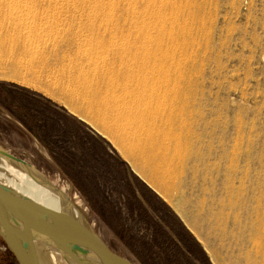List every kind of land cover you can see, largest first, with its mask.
I'll use <instances>...</instances> for the list:
<instances>
[{
  "label": "rangeland",
  "instance_id": "obj_1",
  "mask_svg": "<svg viewBox=\"0 0 264 264\" xmlns=\"http://www.w3.org/2000/svg\"><path fill=\"white\" fill-rule=\"evenodd\" d=\"M190 4L196 39L180 53L177 62L169 65L166 76L177 84L183 123L192 128L196 137L187 140L188 155L173 158L176 168L172 175L163 177L158 184L163 190L169 188L165 196L152 189L145 177L148 175L139 166L132 168L137 164L135 160L105 129H132L142 118L141 111L133 107L134 99L119 94L121 79L107 78V71L117 68L111 55L101 49L93 53L98 62L105 57L108 65L63 63L59 58L72 53L66 48L64 36L71 35L61 31H56V41L36 42L31 56L23 57L19 50L0 49L2 72L25 78L41 88L4 78H0V84L29 91L41 102L46 99L68 113L72 123L79 122L83 129L96 134L121 159L130 188L116 186L117 195L109 202L100 205L98 199L92 198V205L49 162L47 151L19 132V127H6L0 119V142L51 172L56 177L54 190L62 195L64 204L110 248L136 264H202L188 250L187 245L193 251L195 248L185 238L184 229L203 249L209 264H217L211 259V250L218 252V264H234L226 255L228 248L237 255L239 244L251 249L250 258L240 264H264V0H190ZM37 14L35 0H0L2 18L31 21ZM40 35L51 36L46 31ZM15 36L30 40L35 33ZM17 57L21 58L16 62ZM136 133L143 136L144 131L138 129ZM180 162L185 168L182 171ZM72 176L78 181L75 174ZM153 195L163 203L157 204L156 210L146 203V196L152 199ZM226 197L243 203L241 212L245 214L241 219L247 224L241 231L247 240L241 243L219 241L212 231L200 229L205 224L201 216L206 211H218ZM177 198L183 199V209L176 205ZM139 205L146 209V215L139 213ZM226 226L233 232L230 222ZM119 229L127 241L133 242V251L117 237ZM153 240L156 247L151 244ZM252 241L256 242L254 247ZM10 255L0 241V264H17Z\"/></svg>",
  "mask_w": 264,
  "mask_h": 264
},
{
  "label": "bare ground",
  "instance_id": "obj_2",
  "mask_svg": "<svg viewBox=\"0 0 264 264\" xmlns=\"http://www.w3.org/2000/svg\"><path fill=\"white\" fill-rule=\"evenodd\" d=\"M35 2L38 16L31 18V21L0 17V49L10 52L19 50L23 57L31 56L36 42L56 41V31H61L71 35L70 38L68 35L64 36L66 48L72 53H66L59 58L63 63L108 65L109 61L105 57L98 62L93 56L100 49L108 52L111 62L117 68L107 71V78L121 79L119 94L134 99L133 107L141 111L142 118L132 129H105L115 135L118 145L128 157L135 160L137 164H132V168L139 166L148 175L145 177L153 186L152 189L165 196L169 188L163 190L158 184L163 177L172 175L176 168L173 158L180 159L188 155L187 140L195 136L192 128L185 127L183 123L184 110L177 84L173 78L166 76L169 65L177 62L180 53L196 39L195 15L191 10L190 0ZM42 31L50 33L51 36L48 38L47 35H40ZM19 33H35V36L27 40L22 39L23 36H15ZM11 55L13 56L12 53ZM19 58L21 57H17L15 61ZM0 78L39 87L25 78H17L1 70ZM78 118L84 121L82 117ZM138 129L144 131L143 136L136 133ZM95 131L99 133L97 129ZM180 169H185L184 164H180ZM33 185L37 191V186ZM53 194L57 202L71 211L61 199L62 195L56 190H53ZM182 200L176 199V205L180 209H183ZM241 204L243 205L242 201L236 202L226 197L220 202L218 211H206L201 216L205 224L200 225V229L212 231L214 238L219 241H246L247 235L241 231L247 224L241 219L245 214L241 212ZM213 218L215 222H212ZM228 222L233 232L228 230ZM63 236L78 263L90 264L89 258L80 252L79 244L73 243L68 233L65 232ZM209 241L212 245L211 238ZM255 243L252 241V247ZM237 248V255H234L233 249L228 248L226 259L240 264L241 260L250 258L251 249L241 244ZM210 256L212 261L218 264V252L211 250Z\"/></svg>",
  "mask_w": 264,
  "mask_h": 264
},
{
  "label": "water",
  "instance_id": "obj_3",
  "mask_svg": "<svg viewBox=\"0 0 264 264\" xmlns=\"http://www.w3.org/2000/svg\"><path fill=\"white\" fill-rule=\"evenodd\" d=\"M55 184L51 172L0 142V238L17 264H79L65 232L90 264H136L57 202Z\"/></svg>",
  "mask_w": 264,
  "mask_h": 264
},
{
  "label": "crops",
  "instance_id": "obj_4",
  "mask_svg": "<svg viewBox=\"0 0 264 264\" xmlns=\"http://www.w3.org/2000/svg\"><path fill=\"white\" fill-rule=\"evenodd\" d=\"M0 119L6 127H19V132L29 135L34 144L47 151V157L43 156L91 204L92 198L98 199L100 205L109 202L117 195L116 186L124 184L130 188L121 159L105 142L83 129L81 123H72L74 120L68 113L46 99L41 102L29 91L0 84ZM123 194L120 192L119 196ZM90 209L93 211L95 207Z\"/></svg>",
  "mask_w": 264,
  "mask_h": 264
},
{
  "label": "trees",
  "instance_id": "obj_5",
  "mask_svg": "<svg viewBox=\"0 0 264 264\" xmlns=\"http://www.w3.org/2000/svg\"><path fill=\"white\" fill-rule=\"evenodd\" d=\"M146 199H147V204L149 205V206H152V208L154 209V210H156V205L157 204H163L162 203V201L156 196V195H153V197H152V199H149V198H147V196H146ZM138 211H139V213L140 214H144V215H146V209H144V207L142 206V205H139L138 206ZM130 217H132L133 218V215H130ZM134 220H136L135 218H134ZM122 229H119V230H116V235H117V237L119 238V239H121L123 242H124V244L126 245V247L129 249V250H131V251H133V248H134V245L132 244L133 242L131 241V242H129V241H127V236L125 235V233H124V235H122L121 233H122V231H121ZM184 231H185V233H184V236H185V238L187 239V240H189L190 242H191V244H193V247L195 248V251H193L192 250V246H189V245H187V248H188V250L189 251H192L194 254H195V259H198V260H200L201 262H202V264H209L208 263V260H207V257H206V255H205V253H204V251H203V249L200 247V245L194 240V238L191 236V234L187 231V230H185L184 229ZM0 241L1 242H3L2 240H1V238H0ZM151 244L153 245V247H156V243H155V240H153L152 242H151ZM148 248V247H147ZM149 251V250H148ZM150 252V251H149ZM9 258H10V260L12 261V262H14V263H16V261H15V259H14V257L12 256V254L9 256Z\"/></svg>",
  "mask_w": 264,
  "mask_h": 264
},
{
  "label": "built area",
  "instance_id": "obj_6",
  "mask_svg": "<svg viewBox=\"0 0 264 264\" xmlns=\"http://www.w3.org/2000/svg\"><path fill=\"white\" fill-rule=\"evenodd\" d=\"M5 247H6V245H5Z\"/></svg>",
  "mask_w": 264,
  "mask_h": 264
}]
</instances>
